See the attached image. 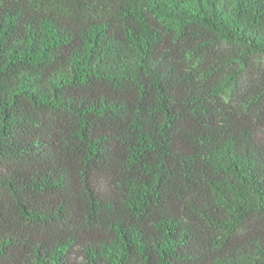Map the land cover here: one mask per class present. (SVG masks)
Instances as JSON below:
<instances>
[{
	"label": "trees",
	"instance_id": "1",
	"mask_svg": "<svg viewBox=\"0 0 264 264\" xmlns=\"http://www.w3.org/2000/svg\"><path fill=\"white\" fill-rule=\"evenodd\" d=\"M0 264H264V0H0Z\"/></svg>",
	"mask_w": 264,
	"mask_h": 264
}]
</instances>
